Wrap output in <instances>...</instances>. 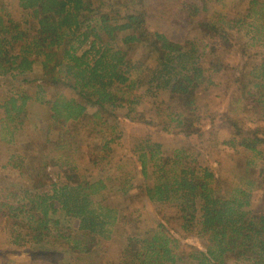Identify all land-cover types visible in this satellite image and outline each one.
Listing matches in <instances>:
<instances>
[{"label":"trees","instance_id":"1","mask_svg":"<svg viewBox=\"0 0 264 264\" xmlns=\"http://www.w3.org/2000/svg\"><path fill=\"white\" fill-rule=\"evenodd\" d=\"M98 1L97 7L93 0L0 3V77L24 78L39 59L42 65L41 77L35 79L41 82L36 96L21 90L0 105V138L8 136V142L13 143L22 131L21 117L27 114L29 103H40L46 109L47 125L25 134L28 138L22 150L11 156L10 165L22 173L28 171L32 182L29 170L33 168L28 165L34 152L42 156L46 168L64 176L62 183H52L47 192H38L31 184L22 190L1 186L0 216L28 220V237L32 235L40 243L36 249L43 247L44 233H52V215L63 212L78 229L76 236L59 235L73 240L72 251H85L91 244L96 248L101 241L111 240L116 224L128 229L120 264H180L184 256L177 236L193 232L205 241L204 249L191 248L188 255L197 264H227L228 257L237 264H264V208L252 209L251 193L236 188L245 168L233 163V155H224L230 159L226 165L218 162L221 175L217 177L210 169L199 171L191 166L196 159L188 160L187 149L167 152L161 144H154L139 158L146 178L148 164L155 163L153 186L144 188L145 199L137 207L133 203L120 211L96 201L109 188L102 179L92 182L89 174L80 171L93 167L105 173L117 165L113 155L121 138L115 121L117 110L133 112L145 97L162 92L178 100L175 112H171L172 107L163 110L162 127L156 120L146 125L156 124L161 127L159 131L186 138L197 135L205 139V131L192 129L202 121L196 101L198 90L215 85L208 77L207 57H213L214 73L219 74L224 65L214 55L216 42L230 43L231 32L241 34L244 28L250 37L247 46L255 47L262 37L264 40V0H183L179 18L189 14L188 26L214 41H203L209 51L202 54L195 43L185 44L179 38L182 29L178 18L176 23L164 18L174 0H124L130 13L121 18L111 17L103 11V1ZM229 6L230 13L215 12ZM211 15L217 17L215 22ZM30 20L33 28L24 25ZM152 24L157 28L155 33L142 30ZM138 44L149 50L139 60L130 57ZM253 53L247 68L236 78L237 106L231 103L229 110L241 117L252 113L254 126L230 121L231 138L221 144L236 156L250 152L264 160V49ZM246 163L248 168L254 164ZM247 183L254 185L251 180ZM168 202L177 203V216L150 225L146 206ZM21 236H14L13 244L21 245Z\"/></svg>","mask_w":264,"mask_h":264},{"label":"rangeland","instance_id":"2","mask_svg":"<svg viewBox=\"0 0 264 264\" xmlns=\"http://www.w3.org/2000/svg\"><path fill=\"white\" fill-rule=\"evenodd\" d=\"M1 1L3 0H0V3ZM93 1L96 7L100 3L98 0ZM102 1L104 5L103 11L108 12L111 17L121 18L130 13L127 12L129 9H127L128 7L125 5L126 1L124 0ZM174 1L178 7L174 5ZM174 1L168 2L169 9L167 13L163 14L164 18H170V22L173 21L175 23L178 22L177 18L179 19L182 29L179 38L184 40L183 43H195L199 54H202L204 50L209 51L206 50L207 44L203 41H214H209L207 39L208 37H205L198 30L188 26L189 14L183 19L179 18V6L183 0ZM243 7L244 4L241 5L240 9ZM177 9L179 10L177 11ZM230 11L229 6L227 10L218 8L215 12L219 14V12L230 13ZM210 20L215 22L217 17L211 15ZM24 25L27 28H33L34 23L30 20L29 24L26 23ZM142 30L155 33L157 28L152 24L144 26ZM231 33L230 43L216 42L217 46L213 49L215 50L214 55L220 57L224 65V71L215 74L214 68L216 66H214V59L212 56L207 57V64L210 70L208 73L209 76H207L211 77L215 85L200 87L201 89L198 90L200 92L196 99L198 105L201 107L200 115L202 116V121L200 124L194 126L192 130L194 132L200 130L205 131V139L207 142L204 141L205 139L198 138L197 135L186 138L182 134L159 131L164 120L162 115L163 110L172 107L171 112H175L174 109L178 103V100L169 92H162L158 96L145 97L133 112H129L126 108L117 110V118L115 121L118 125L117 132L121 134V138L115 144L113 151V155L115 156L114 162L117 165L113 164L105 173L93 167H88V169L81 168L80 170L82 174H89V179L92 182L102 179L109 188L101 192L96 197V201L103 202L107 207H111L116 211L123 210L133 203L137 207L139 202L145 199L144 188L149 185L153 186L154 180L157 178L154 162L148 164V177L146 178L143 175L142 165L139 161L140 155L143 151L153 148L154 144H161L162 149L167 152L187 149L186 154L191 156L188 160L192 162L196 159L195 162L190 163L191 166H194L199 171L202 169H210L216 173L217 177L221 175L218 162L221 161L226 165L230 159L229 157L224 158V155H233L231 158L234 160L233 163L237 166H244L245 168L243 180L240 181L241 177H237L236 188L241 192L251 193L252 209L264 208V160H259L250 152L236 156L231 148L221 144L223 140L231 138L230 135L233 131L230 121H239L244 127L248 128L254 126L253 119L255 116L252 113L245 114V116L243 115L241 117L238 113H230L229 109H231V103L234 106L237 103L235 94H237V88L239 86L237 85L236 78L239 72L247 66V62L251 60L249 58L253 56L254 51L264 49V40L262 37L255 47L247 46V43L250 42V37L245 35L247 34V28L243 29L242 36L241 34ZM144 46L138 44L136 49L131 52L130 57L137 60L145 58V55L148 54L146 52L149 50L147 51V48ZM40 61L39 59L34 70L29 72L24 78L18 77L12 79L10 76L5 78L0 77V105L6 103L14 93L21 92V90L26 91L29 96H36V87L38 84H41L40 80L38 83L35 82L36 78L41 77L42 65ZM15 74L17 75L18 73L16 72ZM26 79L32 83H25L24 80ZM134 94H139V91H135ZM90 112H92V109ZM2 113L0 111V118L3 116ZM46 117L45 107H42L40 103L31 101L27 114L21 117L24 122L23 127H21L22 131H19L15 136L13 143L8 142L11 139L10 137L1 136L0 187L4 186L12 190H22L31 184L38 192H47L52 189V183L59 185V183L64 181V176L61 175L58 177V171L51 167L46 168L42 156L34 152L30 153L28 165L33 168V171L26 169L33 175L32 182L28 179V171L22 173V170L14 169L12 168V164L10 165L11 156L22 150V143L28 138L25 134L35 132L36 128L44 129L47 125ZM149 120L158 121L161 127L159 128L156 124L146 125ZM214 120L216 122L212 125L211 122ZM166 121L170 122V117L167 116ZM171 126L174 127L175 124ZM173 127L171 131H173ZM42 139H44V135ZM249 161L254 162V164L248 168L246 162ZM248 180L253 181L254 185L247 183ZM146 209V214L152 226L163 222L167 217H174L178 214L176 202L148 204ZM51 218L53 220L50 224L52 233L49 235L44 233L45 237H43L41 244L43 247L36 249V246L40 245V243H37L32 235L28 237V233L31 231L28 229V227L31 229L28 220L23 218L12 220L0 216V264H120L128 234V229L125 227L116 224L112 228V239L101 241L99 247L93 248L91 244V246L85 248V251L75 248V251H72L73 245L71 241L73 240L66 241L61 236L67 237L69 234L76 236L78 234L77 225L63 212H58L52 215ZM174 226L179 228L180 225L175 224ZM14 231H16V234ZM18 233L22 235V242L21 245L16 246L13 244V237ZM177 238L181 239L180 253L184 256V260L180 264H197L194 260L189 259L188 255L190 254L191 248L204 249L205 241L199 238L196 232L192 234L181 233ZM227 264L237 263L233 257H228Z\"/></svg>","mask_w":264,"mask_h":264}]
</instances>
